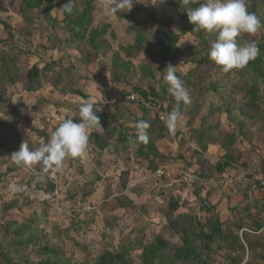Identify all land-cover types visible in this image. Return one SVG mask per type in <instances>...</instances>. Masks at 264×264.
<instances>
[{
	"label": "trees",
	"instance_id": "obj_1",
	"mask_svg": "<svg viewBox=\"0 0 264 264\" xmlns=\"http://www.w3.org/2000/svg\"><path fill=\"white\" fill-rule=\"evenodd\" d=\"M0 0V12L3 11L2 2ZM16 11V15L24 22L26 26L33 28L37 22L48 25L49 29L58 31L63 25V30L69 34L70 41L74 43H86L90 48L91 52L88 54L83 65L89 66L92 61L99 60L100 58L107 57V53L111 50V45L105 39L108 34L109 25H102L100 28L93 29V14L97 10V3L99 0H82V9H79L76 2L73 0V12L67 14L62 9V22L53 16L54 1L53 0H6ZM165 2L175 8L179 13V21H177L180 28V33L176 34L173 30V21L159 20L154 15L151 16V20L165 29L167 33L161 34V40L158 37H152V42L158 46L157 51L149 52V60L155 61L161 66V72H164L165 68L171 64L172 66L177 65V60L180 57H188L179 64H190L191 69L186 73L185 76L177 75L181 78L189 89L191 95V104L188 106L181 105V111L183 115L188 116L190 109H195V113L190 117L188 126H193L197 118L201 115L203 104L199 103L200 100L196 99L194 92L199 93H224L227 87L230 86L232 91H237L243 95L239 103L233 102V100L227 96V119L230 125L233 126L232 134L227 133L224 136H220L223 139L225 154L216 162L213 170H215L217 176H223L228 172L232 171L234 174L237 173L242 165H239L237 158L234 156V146L236 144L237 137L246 136L247 121L256 123V121H263L264 118V33L261 34L255 41L259 48V55L256 59L250 61L242 69H234L230 72L225 73L221 67L216 65L212 60L209 59V50L211 44L216 39V33H208L203 30H195L194 25L189 22L187 11L199 7L200 4L204 3V0L199 2H193L191 0H165ZM66 3V2H65ZM249 10L256 14L262 22H264V5H261V0H248ZM119 19L131 20L136 24V28L132 31L135 33V45L134 46H121L120 49L125 53L127 58L137 56L140 52L147 51L145 46H150L151 42L148 41L143 34V28L141 20L133 18L131 15L123 14L119 11L115 13ZM4 27L8 38L1 41L0 44L9 48V51L0 52V108L10 105V101L6 99V90L2 88V85L9 84L15 86L21 82V76L24 68L18 62L17 47L14 45L16 29L6 22H0ZM262 27L259 31H263ZM29 36L30 30L21 31V35L25 34ZM115 39V35L112 32L110 35ZM188 37L194 39L192 44L183 45V49L179 47V44L186 40ZM27 40V39H26ZM49 47L43 48L44 51H60V43L56 40L49 38ZM244 41L243 33L238 37V42L241 44ZM169 63V64H168ZM58 64H48L42 69L35 65L24 74L25 86L24 89L27 93L35 94L39 93L44 89V83L46 81V74L57 68ZM132 64L127 62L123 64L119 62V56L115 54L112 61V73L116 79L124 78L130 73ZM223 72L221 82L225 81L230 85H221L220 81L213 83L210 87L204 88L203 85L212 80L213 72L215 70ZM144 74L147 73L151 80L155 81V75L148 66H143L142 69ZM62 81L61 74L56 76L54 85H58ZM239 81L241 85H232L229 82ZM57 82V83H56ZM168 84H164L161 90L156 91L152 87L143 89L139 86H134L132 91H127L123 95V100L126 103V96L130 92H136L142 94L144 97H153L158 99L161 105H167L165 109L161 107V111L165 112L166 118L168 113L172 110L175 105L174 98L168 92ZM262 88V89H261ZM236 104V105H235ZM238 110L240 117L246 122L240 120V117L234 115V111ZM191 110V111H192ZM145 115H153L147 110H142ZM206 119L201 122V127L198 130L192 129L193 140L196 146L199 148L196 151L197 155L202 156L203 153L207 152L208 146L218 136V126L206 125L205 122L209 121L210 118L217 117L221 112L219 107L210 104L209 111ZM257 118V120H256ZM166 121V120H165ZM165 121H160L156 113H154L151 121V126L155 127L160 124L163 125L161 132L167 129ZM264 122V121H263ZM128 134V133H127ZM237 135V136H236ZM130 136V135H129ZM46 142L48 141L47 135ZM131 141L142 145L138 152H142L145 143L137 139V135H131ZM219 137V136H218ZM125 136L120 137V141L125 145H134V142H130V138L127 140ZM101 142V140H99ZM102 142H105L102 139ZM127 143V144H126ZM12 140L9 138L0 140V168L7 166L6 162H9L10 158L8 154L13 153L11 149ZM105 144V143H104ZM32 149V145H29ZM39 145L36 146L38 148ZM108 147V146H107ZM106 147V148H107ZM19 148L16 147V150ZM102 149V148H101ZM128 149V146L124 150ZM105 150V149H102ZM149 154L155 159L163 160L156 153L155 147L148 149ZM149 156V155H148ZM147 156V157H148ZM187 165V164H186ZM157 165H152L150 170L156 172L158 170ZM25 165L15 162L14 165L7 167V172L1 174V176L12 175L15 172L24 171ZM53 171L48 169L44 170L41 164L33 165L32 171H30L29 182H26L27 186L32 185L38 193L43 194L44 197L54 198L56 193V185L50 179V174ZM26 174V173H25ZM27 174V175H28ZM229 174V173H228ZM25 178V177H24ZM23 181H20L19 185L22 186ZM259 186L258 182L254 183ZM90 196L84 193L79 202L80 204L87 203V197ZM118 208L125 209L127 202L124 200H115ZM44 205H48V200L43 201ZM25 206L31 207L32 201L26 199ZM201 209L209 212L212 207H208L204 201L202 202ZM255 214H252V207L246 206L241 208L245 214H247V226L254 230L255 234L243 233L242 240L235 233L239 232L246 224L240 222L239 224H231L230 222H221L217 216H214L212 222L209 223L208 228L205 229L204 225L198 222L197 217L192 218L196 224L189 226L186 216H181L173 219L174 213L180 208L176 201H168L166 211L168 212L165 217L168 223V227L179 236L181 245L175 248H170L171 243L168 239L163 236L156 238L155 243L147 244L143 241H136L135 243H122L118 246L110 245L102 248L101 253L97 256L93 263L89 260L84 259L82 262L75 261V254L71 251H66L62 246L65 244L63 239L71 242L75 238L70 233L62 232L58 227L53 228V232H56L54 237L56 243L51 237H48L45 230L41 229V223L39 218L34 216L24 220L20 223L18 221L6 222L3 227L5 236L8 240L0 244V264H18L14 259L20 260L23 264H212L211 256L214 254H221L223 264H242V260L248 254V260L245 264H264V231L260 234V230L264 227V204L254 203ZM18 208L17 203H9L3 205L1 211L6 214L9 211ZM48 207L46 206V209ZM117 208V209H118ZM80 209L76 205H72L71 213V229L79 230L78 226L81 224V217L83 216ZM196 226V227H195ZM235 226V228H234ZM65 235V238L63 236ZM76 241L74 245H76ZM82 251L86 252L87 249L79 246ZM33 252L35 260L30 261L29 253ZM135 252L139 254L134 255ZM14 253L16 257H11ZM19 261V262H20Z\"/></svg>",
	"mask_w": 264,
	"mask_h": 264
},
{
	"label": "rangeland",
	"instance_id": "obj_2",
	"mask_svg": "<svg viewBox=\"0 0 264 264\" xmlns=\"http://www.w3.org/2000/svg\"><path fill=\"white\" fill-rule=\"evenodd\" d=\"M53 1L55 7L53 16L56 17L59 22H62V6L65 4V2H67V0ZM74 1L76 2L78 8L82 9V0ZM191 1L199 2L201 0ZM1 2L3 11L0 12V22H6L16 29L13 32L15 33L14 45L19 49V51L16 50V52L19 54L17 59L24 70L21 76V82L15 86L9 84L2 85V88L6 90V99H8L11 104L0 108V140L2 138L11 139V149L14 152L17 151L16 147L19 148L22 142L32 145V149H35L37 145L40 146L41 144L46 143L45 135L50 138L52 131H54V129L59 125V123L56 122L58 119L63 121L62 119L66 117L74 116L72 114L74 111V104L70 103L69 97L67 100H63L61 97H59L57 91H49V94L46 95V97H44L41 93H27L24 89V74L35 65L43 68L45 64L48 65L58 62L59 70L54 69L52 70L51 75L49 73L46 76V81L44 83V88L46 89L50 86L53 87L54 85L52 86V84L53 81H55L56 76L61 74V72L66 73L67 70H71L72 72L75 70L77 75H79L82 79L90 80L91 76L96 75L100 76V79H104V77L107 75V72L109 73V69L115 54L119 56V61L120 59L123 61L128 60L120 47L135 45V33L132 30L133 28H136V24H134L131 20L119 19L116 14L111 16L106 15L103 9V0H99L97 3V10L93 14V22L91 27L96 29L100 28L102 25H109L108 34L105 36V39L111 45V50L108 51L107 57L104 59L101 58L99 61L89 64V66H84L83 63L86 59H88L87 56L91 52L90 48L86 43L79 45V43L70 41V36L63 30V25H61L58 31L53 32L52 29L48 28L47 24L43 23L41 25L40 22H37L33 28H30L29 26H26L24 22L16 15V11L8 1L4 0ZM133 5L134 6L131 10L127 11V9H125L119 12L126 15H131L133 18L141 20L140 22L143 28L144 37H146L148 41L151 42V45L145 46L147 53L140 56L137 55L131 57V62L134 65L135 71L127 78L129 82L128 87L130 88L129 90L127 87V91H132L134 85H139L138 82L141 83L143 81L141 80L143 78L139 71L140 66L144 64H150L152 67L156 66L154 62L149 61V52L158 50V46L155 45L151 40L152 37L156 36L161 40V33L168 32V30L164 27L155 24L151 20V16L154 15L156 19L159 20L171 19L174 23L173 30L175 33H180V28L177 23V21L180 19L179 13L175 8L169 6L165 0H133ZM261 5H264V0H261ZM23 30H30L31 34L29 36H27L26 33L21 35V31ZM112 32L115 35V39L110 36ZM263 33L264 30L258 31L254 34L243 33V43L245 44L248 42H255ZM6 38H8V35L6 34L4 27L0 24V43ZM49 38H52L60 43V48L62 49L60 51L53 52L44 51L43 48L50 46L47 41ZM192 43V37L188 40L186 39L182 41L180 45L181 49H183V45H189ZM1 51H9V48L0 44V52ZM184 59L187 60L188 57H180L178 58L177 62H182ZM159 70H161V67ZM64 73L62 75L65 76L67 73ZM222 76L223 72H220L216 69L213 72L212 80H209V82L203 85V87L208 88L213 83L218 81H220L221 85L223 86L225 84L227 86L230 85L225 81L221 82ZM64 80H68V82L70 81L69 77L66 76L64 77ZM229 83L234 86L242 84L239 81H232ZM61 93L73 94L74 89H68L62 91ZM194 94L196 99L200 100L199 103L203 104L201 115L197 118L193 126H188L190 117L195 113V109L190 111L188 117L186 116L187 118L183 119V123L181 125L183 136L175 140L177 143H179L180 147H184L185 153H188V157H186L185 154L179 155L180 158L177 157V159L182 162L181 166L186 169V164H189L190 166L192 163L190 160L191 158L198 160L196 151H198L199 148L196 146L193 140L194 135L192 133V129L198 130L201 127V122L203 119L207 118L206 115L209 113V105L213 104L216 107H219L222 112L218 115V117L215 116L210 118L211 121H206L205 124L214 127L219 125L218 132L232 134V125H230L226 119V108L228 106L226 97L229 96L233 102L237 103H239L243 97L241 93L232 91L230 86L227 87L224 93L219 92L215 94L194 92ZM238 113V110L234 111L235 116H238ZM222 117L225 118L221 120ZM54 119L57 120L55 121ZM262 120L264 121V118H262ZM263 121H256V123L247 121L250 125L249 127L251 128H249L244 140L243 138L241 139L237 137L236 144L233 149L234 156L237 158L238 163L242 166H248V162H251L252 158L251 163L253 164L251 165H254L253 169L256 170L254 175H259L257 167L261 170L264 166V161L262 160L264 158ZM248 135H250V137L247 138ZM172 137L174 138L175 136L169 134L167 139L169 144L175 143L174 139L171 140ZM221 140L223 141L222 138L220 139V137L217 136L213 142L221 143ZM247 140H253V142L255 141L256 145L259 144L258 150L260 153L256 152L255 150L245 151V142H247ZM212 146L215 147V158L213 159L214 164L217 162V160L222 158L219 155H223L225 152L218 150L217 145ZM246 147H249V145ZM88 149L89 153H86L87 159L86 161L84 160L85 162L83 161V163H81L83 159L69 157L65 160L62 171L53 172L50 174L51 181L54 182L57 187L54 198H46L43 196V194L38 193L33 182H31L32 185L27 186L26 182H29L31 177L28 173L32 171L33 166H26L24 171H20L18 173L15 172L12 175L1 176V174L7 172L8 165L11 166L15 164V161L11 159V155L14 152L8 154L10 160L9 162H6L7 166L0 168V244L8 240L3 229L6 222L18 221L22 223L24 220L33 218L37 215L41 223V229L45 230L47 236L51 237L56 243H59V241H56V239L53 238L56 233L53 232L54 227L60 228L62 232L67 231L70 233V235L72 234L75 239L71 242L63 239L65 244H62V246L66 249V251H71V253L75 254L76 262H82L84 259H87L90 263H93V261H95L97 256L101 253L102 248L108 247L110 245L118 246L125 242L135 243V240L152 244L155 243L156 238L159 236H163L170 241L171 247L169 245V250L170 248L177 247V245H179L178 239L175 237H170L167 233L163 232L161 230L162 225L158 226L160 227L159 229L156 228V225L161 223L162 218H164L163 214L164 212H167L166 206L168 201H179L180 196L178 197L176 189L179 191H182V189H179L178 185L174 186V189H171L172 187H170V189H166L168 192L167 197H169V199L165 201L162 200L163 198L158 200L160 198L159 196H156L155 199L152 200H149L151 197H147L146 199L141 198V200H139V197H136L138 190L131 188L129 185L128 189L122 195L112 198L111 193L114 191L117 192V187L115 188L114 186L112 188V184H110L109 180L113 181L114 179H117L119 172L121 174L122 171L120 168L117 169L114 162H110V166L108 167H101V164H97V162H95L96 157L94 152L92 154L90 153L91 148ZM213 151L214 150H212V153ZM254 152L257 154V156H259L260 159L253 156L255 155ZM127 154H130V152L126 153L125 157ZM67 160L72 161V163L68 165V168L66 164ZM171 160L172 162H175V158H172ZM246 160L247 162H245ZM96 166L99 167V171L96 169ZM204 169L205 171L202 173V175L206 178V180L211 179L212 181H218L219 176H217L215 170L212 169V166L209 164L207 166L205 165ZM152 173L154 172L147 170L143 175V180H150ZM254 175L252 174V176H250L257 179L262 178L260 176ZM100 177H105V183L104 181L101 182L99 180ZM20 181L24 182L22 186L19 185ZM151 183L154 184L153 182ZM151 183L149 184L152 185ZM237 183L238 182L236 181V187L237 185H240ZM108 184H110L111 187H108ZM154 185H152V187ZM16 188H19L20 190L17 191L15 190ZM213 191L214 190H212L211 193ZM84 193L90 195L87 197V203H85V205L79 203L82 199L81 196H83ZM27 198L32 201L31 207L24 205ZM125 198H131L134 200L136 199V205L131 203L129 204L127 202L125 206L127 212L124 213L121 208H118L119 205H117L115 200L119 199L124 200L125 202L128 201ZM45 199L48 200V205L43 204ZM13 202L17 203L18 208H15L4 214L1 211L3 205ZM196 204L198 206V203ZM72 205H76L77 208L81 210L79 213L83 215L80 218L81 224L78 226L79 230L76 231L73 229L70 230V224L72 220L70 211L72 209ZM46 206L48 207L47 209ZM179 206L180 208H183V210H178L176 212L177 218L190 212H192L193 215L196 214L195 208L197 206H195V204L191 207H188L186 202H183L182 199H180ZM61 208H63L64 211H62ZM160 212H162V214H160ZM153 219L155 221H153ZM63 238H65V235ZM75 241L77 242L76 245H74ZM79 246L86 248L87 251H82ZM137 254H139V252L134 253V255ZM222 255L223 253H216L212 255V264H223L224 260L222 259ZM11 257L16 256L14 253H12ZM29 259L30 261L35 260L33 252L29 253ZM14 260L18 264H23L20 260V262L17 259Z\"/></svg>",
	"mask_w": 264,
	"mask_h": 264
},
{
	"label": "crops",
	"instance_id": "obj_3",
	"mask_svg": "<svg viewBox=\"0 0 264 264\" xmlns=\"http://www.w3.org/2000/svg\"><path fill=\"white\" fill-rule=\"evenodd\" d=\"M190 38L191 37H188L187 40ZM180 45L181 43L179 44V47L181 48ZM140 53L141 54H138V56L147 53V51H143ZM127 59L128 60L126 61H123L121 59L119 61V62H122L123 64L127 62H130L132 64L130 73L125 77L126 80H124V78L116 79L113 77L112 63H111L109 73L107 72L106 77H104L105 80L100 79V76L98 75L91 76L90 80L82 79L79 75H77L75 70H73V72L71 70H67L66 71L67 74L64 72H61L62 81L60 83L56 82L58 84L57 86L54 85L55 81H53V84H52V86L54 85L53 87L50 86L47 89L44 88L42 91L39 92L44 97H46V95L49 94V91H55V92L57 91L58 92L57 94H59V97H61L63 100L64 99L67 100V98L69 97L70 103L74 104L73 105L74 111L72 112L74 116L71 118H73L74 120H77L76 122H78V120L80 119L79 117L80 105L84 101L93 102L95 109L97 110V114L100 116V123H101V126L104 128V131L102 132L98 130L91 131L90 137H89V144L87 147V150H88L87 154L89 153L88 148H91L90 153L93 154L94 152L95 157H96L95 162H97V164L98 163L101 164L102 165L101 167L103 166L108 167L110 166V162H114L116 164L117 169L120 168L122 171L121 174L119 172L118 178L114 179L115 181L109 180L110 184H112V188L114 186L115 188L117 187L116 188L117 192L114 191L113 193H111V197L114 198L119 195H122L128 189V186L130 185L131 188L138 190L136 197H139V200H141V198L146 199L147 197H151L149 200H152V199H155L156 196H159L160 198L158 200L163 198L162 200L165 201L169 199V197H167L168 192L166 189H170V187H172L171 189H174L175 188L174 186L178 185V188L182 189V191H179L176 189V193L178 194V197L180 196L179 201L180 199H182L183 202H186V205L188 207H191L194 204L195 206H197L196 203H198V206L195 208V213H196L195 215H193L192 212L186 213L185 215H183V216H186V220L189 226H191V223L196 224L191 219L194 217H197L198 222L204 225L206 229L208 228L209 223L212 222V219L214 218V216H217L221 222H230L231 224L235 223L239 225L241 222V224L242 223L246 224L244 228H242L239 232H235L241 238V240H242L243 233L255 234L254 230L250 229L247 226V223H249L247 222V214H245L243 211H240V210H242L246 206H251L252 214H255L256 210L253 207L254 203L264 204V193L260 191L259 186H256L255 184L247 185L243 183H237L240 185H237L236 187L235 185L236 182H234V189L238 192V196H234L232 194V190L227 185V181L229 179H233V177L235 176V174L232 171L228 172L229 174L227 173L223 176H219L218 181H212L211 179L206 180V178L202 175V173L205 171L204 166L205 165L207 166L209 164L210 166H212V169H213L214 165L216 164V163L213 164V159L215 158L214 156L215 147L212 145H217L218 150H221V152L223 151L225 152L224 144H222L223 142L222 140H221L222 141L221 143L219 142L220 144L217 142H212L208 146L207 152L203 153L202 156L198 155V160L191 158L190 160L192 161V163L190 164V166L189 164H187V169L183 168L181 166L182 162H180L179 159H177V157L183 154H185L186 157H188V153H185L184 147H180L179 143L175 141L176 139L181 138L183 136L182 127L181 126L180 128L178 127L177 131L174 134L170 133L168 129H166L162 133L160 129L163 128V125L158 124L155 127L151 126V121L154 115L147 116L144 114V112H142L141 109L136 108L135 106L130 105L127 102L126 103L124 102L123 95L124 93L127 92V87L129 83L127 78L129 77V75H132L135 71L134 65L131 62L132 59L131 58H127ZM99 60L92 61L91 64ZM149 61L154 62L156 66L152 67V65L150 64H144L140 66L139 71L143 78L141 80L143 81L141 83L138 82L139 85H134V86L142 87L144 90L147 89V87L149 86L155 89L156 91H159L161 90L162 86L166 84V81L164 80L165 73L159 70L162 64H159L152 60H149ZM55 63L59 64L58 62H55ZM46 65L47 64H45L43 67H45ZM143 66H148L151 68V71L155 75V81L151 80V77H148L147 73L146 74L143 73V71L141 70ZM55 69L59 70V65ZM190 69H191L190 64L183 65V64L177 63L176 65L177 75H180L182 77L185 76L186 73ZM49 73L51 75L52 71L48 72L46 76ZM63 73L66 74L65 75L66 77H69V80H70L69 82L68 80L67 81L64 80L65 76L62 75ZM68 89H71V90L74 89V93L73 94L61 93L62 91H65ZM165 106L167 107L166 104ZM193 108H191L190 111ZM183 116H184V119L188 117V116L186 117V115H183ZM237 117L238 118L240 117L239 113ZM223 118L225 117H222L221 120ZM54 120L56 121L57 119H54ZM240 120L243 122H246V120H244L242 117H240ZM140 121H147L150 125V127L147 129L149 139L147 143L144 142L145 146L141 153L138 152V150L140 147H142V145L137 144L135 142H134V145H130V144L125 145L120 141L121 136H125L126 138L129 139L131 138L130 137L131 135H137L138 130H137L136 125ZM56 122L60 123L62 121L61 119L60 120L58 119ZM246 123H247L246 125L247 126L246 135H247L249 128L251 127H249L250 125L248 124V122ZM217 133L219 137L227 134L226 132L220 133L218 131ZM169 134L176 137V138L175 137L171 138V140L174 139L175 141L174 144L168 143L169 141L167 139H168ZM248 137H250V135H248L247 138ZM240 138L241 139L243 138L244 140V137H240ZM102 139H104L105 142H102ZM99 140H101V142ZM247 142H245V148H246L245 151L255 150L256 152L260 153L258 150L259 144L256 145V142L254 141L255 142V145H254L253 140L252 141L247 140ZM247 145H249V147H246ZM127 146H128V149L124 150L125 147ZM151 147H155L156 153L163 160L155 159L152 156V154H149L148 149H151ZM101 148L105 150H102ZM212 150H214L213 153H212ZM128 152H130V154H127L128 157L127 156L125 157V154ZM224 154L223 155L220 154L219 156L223 157ZM254 154L255 155L253 156L259 158V156H257L255 152ZM86 157L87 156H85L84 158H79V159H83L81 163H83L84 160L86 161L87 159ZM172 158H175V162H172L171 160ZM262 160L264 161V158ZM245 162H247V160ZM251 162H252V158H251ZM251 162H248L249 163L248 166L247 165L241 166L239 170L241 169L251 176L252 174L254 175V172H256V170L253 169L254 165H251L253 164ZM71 163L72 161L67 160V163H66L67 168H68V165ZM157 164H159L158 169L162 166L165 167L166 169L165 176L159 182H153L151 180L144 181L143 175L146 173V171L147 170L150 171V167L152 165H157ZM97 166H96V169L99 171V167ZM185 169L188 173V178H185L183 176ZM257 170L259 172V175H254V176H260L264 178V166L262 167L261 170L258 169L257 167ZM104 178L105 177H100L99 180L101 182L104 181L105 183ZM151 182H153L155 185L152 184ZM149 183H151L154 186L152 187V185H150ZM110 184H108L107 186L111 187ZM212 190L214 191L211 193ZM126 200H128L131 204L136 205L135 204L136 199L134 200L131 198H127ZM179 201H176V202L179 204ZM203 201L208 207H210V209L212 207L211 211L206 212L205 210L201 209L202 207L201 204ZM178 210H183V208H179ZM122 211L124 213L127 212L126 209H122ZM176 212L174 213V216H173L174 220L177 218ZM160 214H162V212H160ZM166 214L167 212H164L163 214L164 218H162L161 223H158L156 225V228L159 229L160 227L158 226L162 225L163 227L161 226L162 228L161 230L167 233L170 237H173V238L175 237L176 239H178L179 245L177 246H180L181 240L179 239V236L176 235L168 227V223L165 217ZM153 221L155 220L153 219ZM263 231H264V227L262 230H260L259 233L257 232V234H260ZM247 260H248V254L242 260V264H245Z\"/></svg>",
	"mask_w": 264,
	"mask_h": 264
},
{
	"label": "clouds",
	"instance_id": "obj_4",
	"mask_svg": "<svg viewBox=\"0 0 264 264\" xmlns=\"http://www.w3.org/2000/svg\"><path fill=\"white\" fill-rule=\"evenodd\" d=\"M133 6V0H103V9L108 16L125 9L129 11ZM62 9L71 14L73 0H67ZM187 15L195 30L216 33V39L209 50V59L225 73L244 68L259 55L260 50L255 42H238L241 33L254 34L264 27V22L249 10L248 0H204L199 7L187 11ZM164 73V80L169 86L168 92L175 101L165 124L169 132L174 134L184 119L181 105H190L191 95L185 82L177 76L176 66L169 64ZM79 117L78 122L71 117L65 118L52 131L48 141L38 148L30 149L28 143L22 142L11 159L25 166L41 164L45 171L51 169L53 172H60L67 158H84L91 131L102 132L104 128L91 101H84L80 105ZM136 127L137 139L147 143L149 123L140 121ZM130 142L134 141L130 138Z\"/></svg>",
	"mask_w": 264,
	"mask_h": 264
},
{
	"label": "built area",
	"instance_id": "obj_5",
	"mask_svg": "<svg viewBox=\"0 0 264 264\" xmlns=\"http://www.w3.org/2000/svg\"><path fill=\"white\" fill-rule=\"evenodd\" d=\"M127 103L135 106L136 108H139L141 110H147L151 114L154 115L156 113L157 118L162 122L166 120V115L164 111H161V107L163 109L166 108L165 105H161L160 101L158 99H154L153 97H144L140 93L136 92H130L126 96ZM166 174V169L164 166L160 167L156 172L152 173L151 179L153 182H159ZM185 178H188L187 171L184 172L183 175ZM238 181V183L243 184H254L255 182H258L260 191L264 193V179L262 178H255L251 177L249 174L244 172L243 170H238L233 179H229L227 181L228 187L232 190V194L234 196H238V192L234 189V182ZM62 211H64L63 208H61Z\"/></svg>",
	"mask_w": 264,
	"mask_h": 264
}]
</instances>
